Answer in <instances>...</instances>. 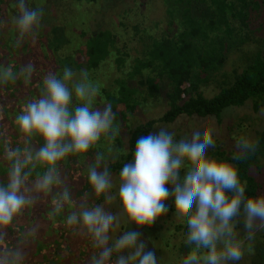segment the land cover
<instances>
[{
	"label": "trees",
	"instance_id": "trees-1",
	"mask_svg": "<svg viewBox=\"0 0 264 264\" xmlns=\"http://www.w3.org/2000/svg\"><path fill=\"white\" fill-rule=\"evenodd\" d=\"M27 5L44 9L35 38L19 37L14 23L16 0H0V66L11 65L18 73L29 63L34 67L27 83L21 74L14 85L0 86V142L7 141L13 150L25 146L15 115L27 100L40 96L48 73L59 76L64 67L89 73L101 89L96 108L112 104L119 132L111 144L102 139L84 157L69 155L59 162L64 184L47 195L34 194L33 206L0 232L10 247L24 252L27 264H91L99 251L84 230L80 235V230H71L65 217L81 203L97 206L104 202L103 196L96 197L87 178L99 152L106 157L110 147L120 152L97 168H107L111 180L124 164L133 161L138 139L152 134L157 122L174 123L181 115L214 116L220 121L225 108L245 105L248 100L254 112L264 107V0H27ZM212 85L216 91L208 96L204 88ZM155 103L163 105L158 117L133 123L137 112H146ZM253 141H258L256 152L246 161H234L247 181L245 199L264 195V127L256 131ZM43 143L36 136L30 146L35 152ZM232 155L223 150L211 156L230 159ZM9 167L0 148V183L8 182ZM34 182L35 173L26 187L31 189ZM65 187L74 207L66 203L63 212L54 215L53 201ZM175 210V205L169 206L175 220L172 238L166 241L155 236L165 244L154 250L157 264H181L193 250L190 246L195 248L194 243L184 242L186 224ZM257 220L255 233L263 227ZM233 221L241 231L238 235L244 237L243 202ZM33 229L34 239H22ZM259 235L252 251L259 258L257 264H263L264 232ZM119 255L124 253H114L110 264ZM166 256L170 260L163 263L161 257Z\"/></svg>",
	"mask_w": 264,
	"mask_h": 264
},
{
	"label": "clouds",
	"instance_id": "clouds-1",
	"mask_svg": "<svg viewBox=\"0 0 264 264\" xmlns=\"http://www.w3.org/2000/svg\"><path fill=\"white\" fill-rule=\"evenodd\" d=\"M16 7L14 23L19 37L35 38L42 25L44 9L29 7L27 0H16ZM19 43L17 40V45ZM33 72L31 63L19 73L11 65L0 66V86L14 85L21 74L27 83ZM40 93L39 97L27 100L15 115L14 123L24 137L25 146L13 150L7 141L0 142L11 164L7 169L8 182L0 183V230L8 228L26 208L33 206L34 194L47 195L64 184L58 173L59 162L69 155L82 158L102 139L111 144L118 136L113 106L106 103L102 110L96 108L101 89L86 70L76 72L64 67L59 76L50 72L43 78ZM179 132L161 128L158 133L139 138L133 161L124 164L119 172V190L115 195H109L114 185L108 169L98 171L97 168L101 161L115 158L120 152L111 147L107 157L99 152L95 165L88 168V182L96 197L103 196L108 203L118 197L123 207V215L117 216L106 212L102 206L81 203L78 209L66 215L65 224L71 230H84L92 246L99 251L98 258L94 255L91 264H110L114 253L125 249L128 256L119 255L115 264H157L155 253L146 251V245L139 240V232L126 231L120 238H116V232L128 222L151 225L167 212L163 201L170 195L175 197L177 217L184 218L186 224L184 242L195 244L181 264H234L242 260L246 252H252L248 242L255 238L254 221H264V195L245 199L247 181L241 178L239 164L234 161L249 159L256 152L258 141L241 136L236 140L239 151L230 159H223L206 154L209 147L216 146L214 125L210 120L194 121L191 130L177 140ZM36 136L44 143L34 152L30 145ZM180 170L183 175L176 183ZM33 173L35 182L29 189L26 184ZM169 183L175 184L171 191L165 186ZM228 193H232L231 197ZM242 202L247 234L241 238L233 217L239 214ZM53 203L54 215L61 214L66 203L74 207L66 187ZM35 236L36 229H33L22 239ZM0 264H27L24 252L19 247H10L2 232Z\"/></svg>",
	"mask_w": 264,
	"mask_h": 264
},
{
	"label": "rangeland",
	"instance_id": "rangeland-1",
	"mask_svg": "<svg viewBox=\"0 0 264 264\" xmlns=\"http://www.w3.org/2000/svg\"><path fill=\"white\" fill-rule=\"evenodd\" d=\"M232 59L235 60V55L232 57ZM230 64H228L226 67L228 70L229 67H231ZM213 87L214 86L212 85V87L210 88H204L205 94L208 96H213L216 91ZM164 95L165 91L162 92V101H164ZM162 106L159 103H155L152 107H148L146 112L140 110L136 113V115L133 116V123L136 124L137 122L144 121L147 118L149 119L158 117L163 111V109L161 108ZM205 118L210 120L214 125V138L216 142L215 148H210L211 150H209L208 148L206 154L211 156L213 153L221 152L223 150H225L227 153H234L239 151L236 140H238L241 136H246L253 141L256 131H259L264 127V107H261L257 112H254L252 108V102L251 100H248L245 105L230 106L225 108L221 113L220 121H217L214 116H208ZM205 118H199L197 116L187 117L185 115H181L174 123L157 122L153 128L152 134L158 133L161 128H166L169 132H177L179 130L180 132L176 137V139L179 140L180 138H182V136H184V133H187L191 130V126L194 121ZM187 138L191 140L190 136H188ZM182 175L183 170H180L178 172L176 183H179V179ZM110 181L113 183L114 188L109 195H115L119 190V173H115ZM165 186L171 191L175 187V184L169 183ZM168 199L170 200L168 201ZM163 203L167 207V212L162 213L159 217H157V219L151 225L138 226L134 222H128L126 224H123L121 228L116 232V238H120L121 236H123L124 232L126 231H137L140 233L139 240L146 245V251L150 250L154 252V250H157L158 247L165 245L162 240L156 239L155 236L157 235V237H159L160 239L163 238L164 240L169 241L172 235V224L175 222L173 213L169 211V206L175 205V197L170 195L163 201ZM99 206L104 207L106 212H109L113 215H123V207L118 197L111 203H108L106 202V200H104V202L100 203ZM174 214H177V209L174 211ZM257 222L261 225H264V222H261L259 219L257 220ZM165 226H167L169 230H165ZM236 231L238 234L241 233L240 230ZM261 232H264V226L261 228L260 232L258 230V232L255 233V238L252 241L248 242L251 248L255 244V240L260 238L259 233ZM77 233H79L80 235L81 230L77 231ZM111 234L112 233L110 230L109 235L111 236ZM239 237H241V235H239ZM109 242L111 243L112 241L110 240ZM169 244V246L171 247L169 248L172 249V243ZM256 244L258 245L259 243L257 242ZM190 248L193 249L194 246H190ZM122 252L124 253L125 257H127L129 254L127 249L123 250ZM159 254L160 253H158L157 255ZM162 255L163 254H161V256ZM258 259L259 258H256V253H254V251H252L251 253L246 252L244 258L240 261L234 262V264H257ZM169 260L170 256L161 257V261L163 263H166Z\"/></svg>",
	"mask_w": 264,
	"mask_h": 264
}]
</instances>
